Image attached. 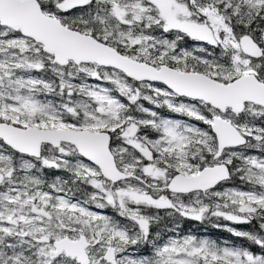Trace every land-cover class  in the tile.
<instances>
[{"label":"snow or ice","instance_id":"1","mask_svg":"<svg viewBox=\"0 0 264 264\" xmlns=\"http://www.w3.org/2000/svg\"><path fill=\"white\" fill-rule=\"evenodd\" d=\"M0 264H264V0H0Z\"/></svg>","mask_w":264,"mask_h":264},{"label":"rangeland","instance_id":"2","mask_svg":"<svg viewBox=\"0 0 264 264\" xmlns=\"http://www.w3.org/2000/svg\"><path fill=\"white\" fill-rule=\"evenodd\" d=\"M199 226V224L198 223H196V224H194V225H192V226H190V230H184V233H186V232H189V231H191L193 234H196L194 231H192V227H195V228H197ZM210 225L209 224H204L203 225V227H202V233H203V235H205V234H209L211 231H210ZM237 227H240V228H244V229H246L247 227H248V225H237ZM219 235H217V234H214L213 236L215 237V238H219L220 237V233L219 232H217ZM197 235V234H196Z\"/></svg>","mask_w":264,"mask_h":264},{"label":"trees","instance_id":"3","mask_svg":"<svg viewBox=\"0 0 264 264\" xmlns=\"http://www.w3.org/2000/svg\"><path fill=\"white\" fill-rule=\"evenodd\" d=\"M184 228L190 229V220H185L182 222Z\"/></svg>","mask_w":264,"mask_h":264}]
</instances>
